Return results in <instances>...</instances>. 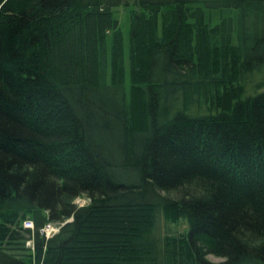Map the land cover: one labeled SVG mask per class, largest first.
<instances>
[{
    "label": "trees",
    "instance_id": "16d2710c",
    "mask_svg": "<svg viewBox=\"0 0 264 264\" xmlns=\"http://www.w3.org/2000/svg\"><path fill=\"white\" fill-rule=\"evenodd\" d=\"M261 71L264 0H0V264H264Z\"/></svg>",
    "mask_w": 264,
    "mask_h": 264
},
{
    "label": "rangeland",
    "instance_id": "374dc122",
    "mask_svg": "<svg viewBox=\"0 0 264 264\" xmlns=\"http://www.w3.org/2000/svg\"><path fill=\"white\" fill-rule=\"evenodd\" d=\"M131 2H133V0H131ZM211 11H212V14H213L214 18L218 16V14H219L218 10H211ZM129 14H130L129 5H124L123 4V5L115 6V16H117V18H119L120 25L126 32V39L129 37V29H128L129 21H130ZM68 41L69 42L67 44V47H65V46L61 47V48H59V51H57L58 52V56L56 58L55 68H58L61 71L63 69V67H64L63 63L61 62V59H64L65 63H67V64L69 62L73 63L72 67L74 68V73H75V75H78L79 67L76 65L74 60H78L79 61L81 58L83 59V57H85L86 53L82 54V51H79L78 48H77L78 41L76 40V31L74 32V38H72V36H71ZM85 49H86V47H85ZM87 55H88V53H87ZM70 65H71V63H70ZM68 69L70 70L69 64H68ZM255 76L257 78L255 83L261 81V79L264 78V71L255 73ZM70 80H72V79H70ZM247 87H248V92L253 90L250 84H248ZM262 87L263 86H260L257 89L258 90L263 89L264 87L263 88ZM86 200H87V197H86ZM82 201H84V199L81 198V196H80L78 202L80 203ZM87 202H88V200H87ZM86 203H84V204H86ZM79 205H82V204L80 203ZM22 224H23L25 229H27V228H34L35 229V227H34L35 225L32 227V225H29V226L25 225L24 222H22ZM184 228H185V225L174 224V223H171V222H167L165 220V218L161 217L160 223L158 225V232H159L160 235H164L167 232L176 234V232H178L180 229H184ZM40 230H41V228H40ZM57 232H55V233H57ZM25 235H26V239L28 240V241L26 240L25 245L26 246H30V247L32 246L33 248H35L34 240H29L30 238L33 237V231H32V234H31V232L28 233V232L25 231ZM43 235H45V234H43ZM50 236H52V235H50ZM50 236H46V238H48ZM208 257H210L211 259H214V260L223 259L221 256L219 257V256H216V255H214L212 253H209Z\"/></svg>",
    "mask_w": 264,
    "mask_h": 264
},
{
    "label": "built area",
    "instance_id": "2783aa9c",
    "mask_svg": "<svg viewBox=\"0 0 264 264\" xmlns=\"http://www.w3.org/2000/svg\"><path fill=\"white\" fill-rule=\"evenodd\" d=\"M25 225H32V227L35 225L34 222L29 219L26 218V220L24 221ZM63 225V223L61 222H51L48 221V223L46 225H44L43 227H41V233L45 234L46 236H50L53 235L55 232H57L59 230V228Z\"/></svg>",
    "mask_w": 264,
    "mask_h": 264
},
{
    "label": "bare ground",
    "instance_id": "6f19581e",
    "mask_svg": "<svg viewBox=\"0 0 264 264\" xmlns=\"http://www.w3.org/2000/svg\"><path fill=\"white\" fill-rule=\"evenodd\" d=\"M80 196H81V198L84 199V201H82V202H80V203H81V204L86 203V202H87V200H86V196L83 195V194H79V196L77 197L78 199H77V198H76L77 200L75 199L76 203H77L78 205L80 204V203L78 202ZM69 220H72V218L70 217L69 219L60 220V221H58V222H61V223H63V225H64V224L67 223ZM51 222H53V221H51ZM58 222H56V223H58ZM47 223H48V222H47ZM47 223H46V224H47ZM34 224H35V223H34ZM46 224H45V225H46ZM28 226H29V225H28ZM43 226H44V225H43ZM34 227H36V224H35ZM41 227H42V226H41ZM41 227H40V228H41ZM61 227H62V226H61ZM61 227H60V229H61ZM60 229H59V230H60ZM31 230L34 232L35 229H34V228H31ZM39 232L41 233V230H40V229H39ZM58 232H59V231H58ZM58 232H57V233H58ZM42 234H43V233H42ZM54 234H55V233H54ZM54 234H53V235H54ZM29 240H34V235H33V237L30 238ZM27 241H28V240H27Z\"/></svg>",
    "mask_w": 264,
    "mask_h": 264
}]
</instances>
